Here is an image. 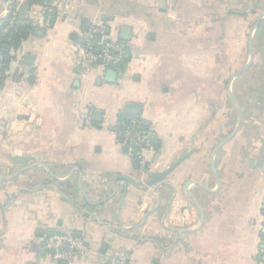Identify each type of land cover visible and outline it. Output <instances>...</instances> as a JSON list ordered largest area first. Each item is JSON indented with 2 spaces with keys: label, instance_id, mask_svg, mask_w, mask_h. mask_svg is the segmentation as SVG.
Segmentation results:
<instances>
[{
  "label": "crops",
  "instance_id": "obj_1",
  "mask_svg": "<svg viewBox=\"0 0 264 264\" xmlns=\"http://www.w3.org/2000/svg\"><path fill=\"white\" fill-rule=\"evenodd\" d=\"M55 1L0 0V264H264V0Z\"/></svg>",
  "mask_w": 264,
  "mask_h": 264
},
{
  "label": "built area",
  "instance_id": "obj_2",
  "mask_svg": "<svg viewBox=\"0 0 264 264\" xmlns=\"http://www.w3.org/2000/svg\"><path fill=\"white\" fill-rule=\"evenodd\" d=\"M42 5L47 8L48 10H52L56 7L55 0H41ZM13 22V21H12ZM11 22V23H12ZM10 23V25H11ZM5 30L4 32H6ZM101 31L98 28L90 27L87 34L89 38H94L96 35H99ZM101 50L100 54L96 55L93 52L92 45H89L87 48H85V56L81 58V62L83 65L87 66H93L97 61H103L105 66L107 68H115L118 65L121 64L123 57H124V50L122 47L114 44L112 41H102L100 43ZM5 66V62L3 60V56L0 53V71ZM22 73V70H20ZM0 78H1V72H0ZM136 146H140L145 143L146 139L144 137H140L139 135L136 136ZM264 209V205H263ZM71 246L74 251L66 252L65 247ZM48 247L52 248L56 254L55 257L58 259H73L76 256H86L89 249L87 245H85L84 242L79 241L74 238L72 234L68 235H57L51 238L48 242ZM259 255L264 258V211H263V221H262V235L259 240V247H258ZM127 258H114L111 261V264H126Z\"/></svg>",
  "mask_w": 264,
  "mask_h": 264
},
{
  "label": "water",
  "instance_id": "obj_3",
  "mask_svg": "<svg viewBox=\"0 0 264 264\" xmlns=\"http://www.w3.org/2000/svg\"><path fill=\"white\" fill-rule=\"evenodd\" d=\"M263 18H264V14H262V15L259 17V19L257 20V22H256V24H255V27L253 28V30H252V32H251V35H250V38H249L250 61L245 65V67H244L243 69H241L240 73L243 72L244 70L248 69V68L251 66L252 62H253V40H254L253 37H254V32L257 30V28H258V26H259V24H260V22L262 21ZM128 33H129L128 29H124V30H123V34H122V36H123L124 38H127ZM240 73H239V74H240ZM239 74L237 73V74L235 75L234 79H235ZM115 75H116L115 71H113V70H109L108 73H107V78H108L109 80H113V78H114ZM231 97H232V99H233V101H234V103H235V105H236V107H237V110H238V126H237V128H236V132H237V130H238L240 124H241V120H242V110H241V106L239 105L237 99H236L235 96L232 94V92H231ZM97 115H98V114H97ZM234 134H235V133H234ZM234 134H233V135H234ZM233 135H231L229 138H227V139H226V140H225V141H224V142L218 147V149H219L222 145H224L228 140H230V139L233 137ZM218 149L215 150V153L218 151ZM179 164H180V162L177 163L176 165H174L169 171H166V172L160 174L159 176H157V177L153 180V183L163 182V181L165 180L166 176H168V175L172 172V170H174ZM259 165H260V164H259ZM188 185H189V184H188ZM188 185H186V188H187ZM199 185L203 186V185L200 184V183H199ZM192 198H193V197H192ZM194 200H195V199H194ZM195 202H196V200H195Z\"/></svg>",
  "mask_w": 264,
  "mask_h": 264
},
{
  "label": "trees",
  "instance_id": "obj_4",
  "mask_svg": "<svg viewBox=\"0 0 264 264\" xmlns=\"http://www.w3.org/2000/svg\"><path fill=\"white\" fill-rule=\"evenodd\" d=\"M8 19H7V21H8ZM7 21L5 22V24L2 27H0V53L3 56V58L5 59L4 62H6V63L10 62V60H11L10 59L11 57L9 54L10 48L12 46L18 47L20 42H21V39L23 38V36L25 34V30L22 29V31H23L22 36H19V33H18L17 39L14 40V37L13 38L11 37L10 41H6L5 40L6 38H2L1 36H2V33L5 29V26H7V24H8Z\"/></svg>",
  "mask_w": 264,
  "mask_h": 264
}]
</instances>
